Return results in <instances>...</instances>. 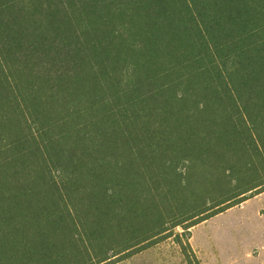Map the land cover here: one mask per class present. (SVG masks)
<instances>
[{
    "label": "trees",
    "instance_id": "obj_1",
    "mask_svg": "<svg viewBox=\"0 0 264 264\" xmlns=\"http://www.w3.org/2000/svg\"><path fill=\"white\" fill-rule=\"evenodd\" d=\"M263 188L264 0H0V264L117 262Z\"/></svg>",
    "mask_w": 264,
    "mask_h": 264
},
{
    "label": "rangeland",
    "instance_id": "obj_2",
    "mask_svg": "<svg viewBox=\"0 0 264 264\" xmlns=\"http://www.w3.org/2000/svg\"><path fill=\"white\" fill-rule=\"evenodd\" d=\"M248 195L190 232L177 227L141 252L100 264H264V188Z\"/></svg>",
    "mask_w": 264,
    "mask_h": 264
}]
</instances>
